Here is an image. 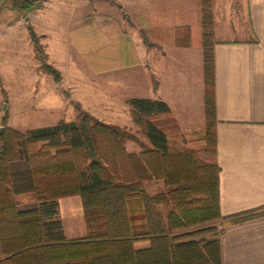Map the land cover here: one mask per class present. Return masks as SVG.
Returning a JSON list of instances; mask_svg holds the SVG:
<instances>
[{
  "label": "trees",
  "instance_id": "1",
  "mask_svg": "<svg viewBox=\"0 0 264 264\" xmlns=\"http://www.w3.org/2000/svg\"><path fill=\"white\" fill-rule=\"evenodd\" d=\"M29 7H35L33 0L22 9ZM200 7L205 122L196 136L209 156L203 160L181 143L174 147L178 142L153 120L169 113L160 100H126L148 144L138 154L125 150V142L135 140L130 133L80 109L72 122L23 133L5 128L0 133V264H221L223 230L209 224L264 216V206L226 217L219 212L212 0H200ZM28 32L36 58L57 81L58 72L43 64L38 40L31 28ZM20 160L31 170L10 172L9 163ZM152 179L163 182L164 193H145L143 183ZM23 194L38 207L19 211L16 198ZM73 195L81 198L86 236L67 240L57 200ZM162 204L171 207L165 216L156 209ZM192 227L200 229L175 234ZM138 241L149 245L135 248Z\"/></svg>",
  "mask_w": 264,
  "mask_h": 264
},
{
  "label": "crops",
  "instance_id": "2",
  "mask_svg": "<svg viewBox=\"0 0 264 264\" xmlns=\"http://www.w3.org/2000/svg\"><path fill=\"white\" fill-rule=\"evenodd\" d=\"M46 1L42 10L30 17V25L40 36L53 65L49 51L58 48L48 41V35L38 31V14L43 12ZM58 1L68 8L72 19L79 8L101 3V11H96L98 22L94 23L100 43L105 45L102 53L100 49L101 57L118 60L130 56L126 64L100 69L101 79L112 84L121 77L127 98L166 103L169 113L158 114L153 120L169 139L174 136L180 138L181 144H190L187 137L200 133L205 122L200 0ZM212 22L218 207L221 216L226 217L264 206V0H212ZM9 26V35L3 41L13 48L11 42L23 40V46L31 49L26 28L16 34ZM65 31L64 40L75 44L67 27ZM83 39L79 51L90 50L85 43L87 37ZM66 44L69 55V43ZM76 48L80 49L77 44ZM90 52L84 51L83 55ZM33 65L25 66L28 72L33 69L36 73L32 72L33 81L21 82L25 89L17 100L5 88L10 121H16V128L25 132L53 126V120L71 122L72 116L62 113L65 101L60 92L51 91L55 89L54 82L42 81L43 92L36 90L40 77ZM52 95L56 97L54 102L49 100ZM18 166L19 163H10L9 171H27V167ZM158 185L162 190V183ZM57 202L65 238H84L80 197L66 196ZM29 205L32 209L38 207L36 202L25 201L17 209L25 211ZM219 223L223 230L219 236L221 264H264V216L239 224Z\"/></svg>",
  "mask_w": 264,
  "mask_h": 264
},
{
  "label": "rangeland",
  "instance_id": "3",
  "mask_svg": "<svg viewBox=\"0 0 264 264\" xmlns=\"http://www.w3.org/2000/svg\"><path fill=\"white\" fill-rule=\"evenodd\" d=\"M26 1L28 0H0V127H3V130L6 128L20 133L25 132L24 129L16 128V121H10V103L8 101L9 97L6 89L9 91V94L13 96L14 100H17V98L19 97V92L25 89L21 86V82H25L27 80L33 81V78L35 76L33 73H36V71L32 69L34 63L36 66L35 70H37L38 72L37 75L40 77V81L37 84L36 90L38 92L40 91V93L43 92L41 90L44 87L43 85H41L42 81H49V84H51V82H54L53 84L55 86L52 87L55 89L51 90V86H49L48 90H51L55 93L57 90L60 92V96H62L63 100L65 101L64 104H62L64 108L62 110V113H66L68 117L72 116V118L70 119L71 122L76 119L77 109H80L81 111L87 113L91 117H94L101 123L117 126L120 129H123L126 132L130 133L135 138V140L126 141L124 144L125 150L128 153H140L143 150L142 148L147 147L148 144L144 136L141 134L139 127H137L132 122L131 108L126 103V100L129 98H127L126 89L124 88L127 87L123 85V80L121 77H119V80H114L112 84H106L103 81L105 79L102 80L100 77V69L103 71L106 69H114L117 65H120L124 62L126 64V62H129L130 60V56H121L118 60H116V57L114 59L105 60L101 57L100 49L102 48V53L105 45L104 43H100L98 31L94 28L96 26V24L94 23L98 22L97 12L101 11V3L92 2V4L88 6V8H79L72 19L68 15V8L62 5L58 0H52V2H48V0L46 1L43 12L38 14V31L48 35V41L54 42L55 47L58 48L54 52L49 51L48 49L50 62H53L52 65L49 63L45 48L41 44L42 40L40 36H38V34L30 25V17L36 12L38 13L40 10H42L41 7L44 4L45 0H33L35 7L33 9L29 7V11L25 12L22 7L24 6V3H26ZM113 11L115 12L116 10L113 9ZM71 19V26H68ZM8 26L13 27L11 29L16 34L26 28L31 49H29L28 47V49H26L23 46V40H16L15 43L11 42L14 44L13 48H11V45L8 43V41H3V38H6L7 35H9L6 34V29L8 28ZM66 27L67 30H69L71 33L69 34V38L70 36L72 38H75V44L69 42L68 39L64 40ZM28 28H31L33 30L35 37L38 40L41 48L40 56H44V60L42 58L43 64L52 67L58 72L59 77L57 78V81L54 79L53 75H50L48 72H46L45 69H43L42 63L36 58L34 47L30 40ZM86 33L87 35H85ZM84 35L88 39L85 42L86 45L91 48L90 50H84L85 53L91 51L87 55H83V50L79 51L83 48V41H85V39H83V37H85ZM50 42H48V44ZM66 43H69L70 48L72 47L71 49L69 48V55H67L65 50L67 45ZM76 44L80 49H75ZM26 65L32 66V70L30 72L26 70ZM57 68L61 69L62 71H58L59 69ZM27 90L31 91V89ZM30 97L32 98L34 96L31 95ZM55 99L56 97L53 95L49 98L51 102H54ZM115 100L116 103L114 102ZM32 104L34 106V102ZM18 115L16 114V120L20 121L21 117H18ZM53 121L56 122L55 124H57V120ZM60 121L58 120V122ZM197 134L199 133L194 134V138L193 136L187 137V139H189L191 143H183V145L185 147L194 149L197 156L204 160L206 159V156L209 155L203 153V142L200 138H198V136H196ZM171 137V140H176L178 142L177 147L174 145L173 146L175 148H181L182 145L180 144V138L176 139L174 136ZM0 144L2 147V152L0 155H2L4 144L2 141H0ZM39 146L40 144H37L36 149H39ZM31 150H35V146H32ZM10 163H19L18 167H27V171L31 170V165L27 161L20 160ZM153 181H157V183L154 184ZM159 183H162L163 185V182L157 179L145 181L143 183L145 193L149 196L164 193L165 187L163 185L162 190H160V186L158 185ZM156 191L159 192L155 193ZM76 196L80 197L79 195ZM16 200L19 201L18 205L23 204L25 201L35 202L31 200V195L26 194L17 196ZM24 209H26L25 211L34 210L30 205L26 206ZM156 209L161 213V215L165 216L166 213L169 212L171 207L170 205L162 204L158 205ZM219 222L220 221H217L209 225H213L217 227V230H220ZM197 229L200 228H187L177 231L175 232V234L187 233L189 231H195ZM148 245L149 242L147 241H138L134 243V247L138 249L147 247Z\"/></svg>",
  "mask_w": 264,
  "mask_h": 264
},
{
  "label": "water",
  "instance_id": "4",
  "mask_svg": "<svg viewBox=\"0 0 264 264\" xmlns=\"http://www.w3.org/2000/svg\"><path fill=\"white\" fill-rule=\"evenodd\" d=\"M25 21H26V19H25ZM2 130H3V127H0V133L2 132Z\"/></svg>",
  "mask_w": 264,
  "mask_h": 264
},
{
  "label": "built area",
  "instance_id": "5",
  "mask_svg": "<svg viewBox=\"0 0 264 264\" xmlns=\"http://www.w3.org/2000/svg\"><path fill=\"white\" fill-rule=\"evenodd\" d=\"M1 152H2V147H1V144H0V154H1Z\"/></svg>",
  "mask_w": 264,
  "mask_h": 264
}]
</instances>
